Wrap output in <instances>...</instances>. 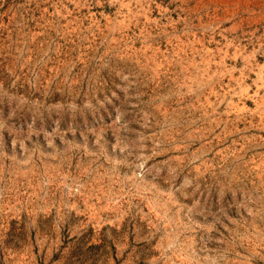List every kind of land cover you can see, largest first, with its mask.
Wrapping results in <instances>:
<instances>
[{
  "label": "rangeland",
  "instance_id": "374dc122",
  "mask_svg": "<svg viewBox=\"0 0 264 264\" xmlns=\"http://www.w3.org/2000/svg\"><path fill=\"white\" fill-rule=\"evenodd\" d=\"M0 264H264V0H0Z\"/></svg>",
  "mask_w": 264,
  "mask_h": 264
}]
</instances>
